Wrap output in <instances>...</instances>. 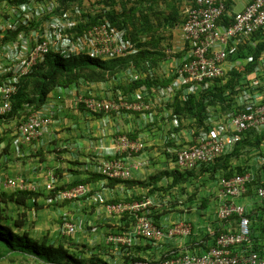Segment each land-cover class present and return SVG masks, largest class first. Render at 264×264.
Instances as JSON below:
<instances>
[{"label": "built area", "instance_id": "built-area-1", "mask_svg": "<svg viewBox=\"0 0 264 264\" xmlns=\"http://www.w3.org/2000/svg\"><path fill=\"white\" fill-rule=\"evenodd\" d=\"M12 1L18 2L13 8L17 20L2 27V30L29 28L33 22H39L40 25L27 36L22 32L11 45L8 67L4 69L0 60V73L4 76L0 86V117L11 112L12 97L17 92L20 80L29 75L51 51L64 56H83L101 61L129 58L139 52L138 46L127 39L126 32L115 28L109 21L80 30L87 20L84 18L85 10L79 5L73 4L62 9L60 0H48L41 7H36L37 0ZM126 1L135 5L149 0ZM232 3L233 0H193V6L187 9L182 27L185 55L170 84L142 87L128 96L120 94L115 98L80 96L71 102L72 109L82 107L96 115L119 114L123 110L136 111L142 113L145 125H153L156 120L152 112L147 113L151 109L145 103L146 96H153L159 103H171L177 95L186 101L189 95L206 92L214 81L226 78L229 72L238 71L242 79L235 90L227 94L230 99L228 104L231 105L229 112L224 113L226 107L223 105L219 111L208 107L203 125L192 134H197L196 137L189 138L191 146L181 147L180 144L177 148H168L169 155L172 152L175 155L172 159L176 168L182 171L199 170L231 154L247 132L264 130V53L249 73L245 68L254 63L253 56L249 55L243 63L238 58L247 46L256 47L252 39L255 34L264 31V0H252L244 10L231 15L228 25H220ZM127 74L130 75V82L156 79V71L152 69L142 74L130 69ZM177 120L175 118L173 121ZM51 123L52 118L43 116L41 112L28 116L19 124L18 135L13 143L15 151L21 153L23 146L39 140ZM144 149L143 142L119 132L115 153L112 159L100 163L99 174L108 180H131L132 168L126 160L141 154ZM257 158L258 169L264 170V154L259 153ZM217 180L218 190L224 200L216 215L220 222L228 225L216 238L214 247L196 254L174 251L159 264H264V255L255 249L249 210L245 204L237 203V200L247 197L253 190L255 198L264 204V180L248 168H245L244 174L218 176ZM3 186L14 191H36L35 186L20 178H8ZM55 189L53 181L47 185L48 191ZM90 193L92 191L87 185L80 184L58 192L55 197L48 198V203L57 199L73 201ZM95 195L109 214L119 217L128 215L133 221L130 233L108 235L105 238L107 246L129 249L134 246L137 238L156 243L164 238H188L192 235L193 224L190 222H179L166 228L156 225L150 217L153 207L151 198L114 203L107 202L99 193ZM234 218L236 226L231 222ZM60 233L71 238L77 235L78 229L74 223L66 222Z\"/></svg>", "mask_w": 264, "mask_h": 264}, {"label": "crops", "instance_id": "crops-1", "mask_svg": "<svg viewBox=\"0 0 264 264\" xmlns=\"http://www.w3.org/2000/svg\"><path fill=\"white\" fill-rule=\"evenodd\" d=\"M37 1L36 7H41L48 0ZM167 1L160 0L159 4L161 10L169 15L171 12L166 5ZM169 1L176 5L179 11V22L173 29H169L172 37L171 49L166 52L167 57L159 62L155 71L161 79L170 84L173 75L176 74L175 69L182 60L181 58L178 61L175 55L182 54L185 49L182 27L187 9L193 6V0ZM251 1L233 0L229 10L232 14L240 12ZM12 2L14 1H0V60L4 69L10 65L9 53L11 45L14 44L4 42L5 33L2 30V27L14 20L13 6L17 4L13 5ZM246 49L241 56H244ZM245 59L241 58L239 62L243 63ZM128 71H118L114 74L116 77H111L113 80L109 79L105 88L111 91L106 92L105 98L131 94L117 88L118 85H129ZM230 74L231 72L226 79L231 76ZM3 81L4 76L0 73V86ZM84 84L86 83L73 89H59L50 95L41 113L52 118V123L39 140L23 146L21 153H17L13 146L18 135V120L0 125V192H13L4 188L3 182L6 179H24L29 185L35 186V192L39 194L38 207L43 209H39L40 211L35 209L36 212L39 215L48 214V224L39 228L36 225L39 221L34 225L35 218L33 216L28 218L33 237L42 239L43 236H48L49 239L54 238L57 241L61 237L59 234L61 226H57L56 221L63 219L65 223H74L78 233L72 239L78 244L79 250L84 246L87 254L85 264H99L98 259L107 264H159L166 255L174 251L196 254L212 248L216 239L214 234L226 228L216 215L224 200L217 183L200 190V193L195 187L190 186L183 191L184 187L180 183H173L172 176H164L147 186L139 184L148 182L150 178L164 171L171 173L176 170L174 160L166 148L189 141L190 135L200 126L194 119L176 116L171 106L173 102L159 103L151 95L146 96L145 103L151 109L147 113L152 112L155 116L156 122L153 125H145L142 113L136 111L123 110L119 114L96 115L82 107L72 109L71 102L77 97L84 96V91L89 90ZM220 109L222 110L218 107L217 111ZM172 115L179 120L173 121ZM119 132L127 133L130 139L143 142L145 149L141 154L126 160L127 165L132 168V179L117 183L105 179L98 170L102 161L112 159ZM261 149L248 150L249 157L242 155L230 165L232 168H248L264 180V170L258 169L257 164L259 153H264V144ZM202 177L207 180L211 175L204 174ZM52 181L54 187L61 190L82 182L80 184L87 185L92 193L77 200L63 202L57 199L54 204H48L47 199L51 192L47 190V185ZM96 193L103 196L107 202L114 203H129L151 198L153 207L150 210V217L156 225L166 228L179 222H190L193 224L192 235L188 238H164L156 243L137 238L134 246L129 249L122 246H107L105 238L108 235L130 233L133 221L131 222V218L126 220L124 217L109 214L105 206L99 203ZM207 198L210 199V203L204 207L202 202ZM237 203L247 206L254 228L255 245L264 255V204L255 198L253 190L247 197L237 200ZM35 210L28 211V215L31 212L34 215ZM92 257L96 261L91 260Z\"/></svg>", "mask_w": 264, "mask_h": 264}, {"label": "trees", "instance_id": "trees-1", "mask_svg": "<svg viewBox=\"0 0 264 264\" xmlns=\"http://www.w3.org/2000/svg\"><path fill=\"white\" fill-rule=\"evenodd\" d=\"M82 1L84 2L85 0H61L62 9H66L73 4L80 5ZM89 1L94 2V0ZM96 1L101 3V9L92 13L85 11L84 18L87 21L80 30L103 21H109L115 28L126 32L127 39L138 46L139 52L127 60L101 61L83 56H64L56 51H51L45 56L44 60L37 63L29 75L20 80L17 92L12 97L11 112L4 117H0V125L14 120H20L21 123L23 122L22 120L25 121L32 113L41 112L42 108L47 104L50 95L58 89L77 88L85 82L107 83L112 76L116 77L114 74L120 70L126 72L131 69L137 74H142L149 69L155 71L159 62L167 57L166 52L171 49L170 40L172 38L170 37L171 31L169 29H173L176 23L179 22V11L176 5L169 0V2H166L171 12L167 15L161 10L160 0H149L135 5L129 4L126 0ZM171 1L173 2V0ZM12 3L14 5L18 2L14 1ZM80 6L83 7L82 5ZM230 10L221 19L220 25L229 24L232 15ZM13 16L14 22L17 18L15 15ZM39 25V22H33L29 28L20 27L17 31H4V42H15L22 32L27 36L31 31L36 30ZM252 40L256 47L250 48L247 46L244 56H241L244 50L238 55V58H247L246 55L253 56L254 63L249 64L245 68L248 73L253 70L260 55L264 53V31L255 34ZM163 43H165V46H163ZM184 55L185 52L178 54L177 57L183 59ZM175 70L177 71V69ZM230 75L228 79L226 77L214 81L206 92L201 91L196 95H189L186 101L181 100L180 96L177 95L173 103H171L175 115L194 119L197 125L202 126L208 107L211 106L213 109L220 108L222 105L230 107L231 105L228 104L230 99L227 94L231 90H235L236 85L242 79V74L241 72L233 71ZM175 76L173 75L172 78ZM158 78L156 76V79H140L130 82L127 86L118 85L117 88L124 90L126 93H134L142 87L150 88L169 84V82ZM122 95L125 96L126 94ZM263 144L264 130H253L244 135V139L236 145L231 154L221 157L215 163L202 166L198 171H182L179 169L171 173L164 171L150 178L148 182L139 184L147 186L164 176H172L174 179L173 183H180L184 187L183 191H186L190 186L195 187L196 191L200 193V190L205 189L207 186L216 184L218 176L232 177L244 174L245 168H232L230 163L239 159L244 153L249 154L248 150H262ZM204 174H210L211 178L203 179L202 176ZM111 181L124 182L120 180ZM80 183L82 182L72 186H77ZM59 191L62 190L55 189L48 197L55 196ZM38 198L39 194L30 191L0 192V263L10 259L11 264H32L34 262L37 264H85L87 254L84 246L82 247L83 249L81 248L82 250H79L78 244H75L72 237H60L57 241L54 238L49 239L48 236H43L42 239L33 237V232L28 222V211L30 212L38 207ZM209 203L210 199L207 198L202 202V205L206 207ZM124 218L127 220L130 216L126 215ZM231 222L236 226L237 221L235 218ZM224 224L225 226L228 225L226 222ZM221 233H223V230L216 232L214 237L217 238ZM255 249L258 248L255 247ZM169 257L170 254L166 255L164 260ZM90 259L96 261L94 257ZM98 262L99 264H107L100 259H98Z\"/></svg>", "mask_w": 264, "mask_h": 264}, {"label": "rangeland", "instance_id": "rangeland-1", "mask_svg": "<svg viewBox=\"0 0 264 264\" xmlns=\"http://www.w3.org/2000/svg\"><path fill=\"white\" fill-rule=\"evenodd\" d=\"M60 3H61V0H60ZM80 5H82L84 8V10L87 12L88 11V13H92V12H96V11H98V10H100L101 9V3L99 2V1H96V0H94V2H90L89 0H85L84 2L82 1L81 2V4ZM100 5V6H99ZM163 46H165V43H163ZM67 58V57H66ZM175 58L177 59V60H179V57H177V56H175ZM124 59H129V58H124ZM118 60H121V59H118ZM107 61H116V60H107ZM117 63V62H116ZM112 64H114V63H112ZM157 70V69H156ZM121 71V70H120ZM156 76H158L159 78H160V75L159 74H157L156 73ZM158 78V79H159ZM110 80H113L112 78H110ZM86 83V82H85ZM105 84L106 83H86V84H84V85H87L86 87H88L89 88V90L88 91H84L85 92V95H84V97H91V96H95V97H97V98H105V97H107V94H106V92H110L111 90H109V89H106L105 88ZM89 92L91 93V94H89ZM114 98V97H113ZM226 107V110L224 111V113H228L229 112V107L228 106H225ZM172 117V120H175V118H174V115H172L171 116ZM22 121H24V120H22ZM18 122L20 123V120H18ZM19 123H18V125H19ZM17 125V126H18ZM196 135L197 134H194V135H190L192 138L193 137H196ZM191 144H192V142L191 141H186L185 143H182L181 145V147H183V146H191ZM178 147V145L177 146H175V147H167L166 149H168V148H177ZM173 153V152H172ZM172 153H170V155H171V157L173 158L175 155L174 154H172ZM243 156H248L249 157V154H247V153H244L243 154ZM251 158H253L252 156H251ZM250 158V159H251ZM242 159L243 160H246L245 159V157H242ZM38 211H40L39 209H43L42 207L40 208V207H37L36 208ZM43 211V210H42ZM41 211V212H42ZM33 213L31 212L30 213V215H28V218H31L32 216L35 218V219H33L34 221H33V224L35 225L38 221V223L36 224L37 225V228H39L41 225H45L46 226V224H48V221H49V218H48V214H45V213H43L42 215H39L38 214V212H36L35 211V214L34 215H32ZM30 216V217H29ZM65 223V221H63V219H60V220H58V221H56V224H57V226H61L62 227V225ZM60 235H61V233H60ZM61 237H64V236H62L61 235ZM66 238V237H65ZM69 238V237H68ZM17 260H20L19 258H16ZM10 260V259H9ZM9 260H7V261H5V262H3V263H0V264H11L10 263V261ZM32 264H37L36 262H34V263H32Z\"/></svg>", "mask_w": 264, "mask_h": 264}, {"label": "clouds", "instance_id": "clouds-1", "mask_svg": "<svg viewBox=\"0 0 264 264\" xmlns=\"http://www.w3.org/2000/svg\"><path fill=\"white\" fill-rule=\"evenodd\" d=\"M8 115V114H7ZM22 123V122H21ZM18 127H19V125H18ZM14 143V142H13ZM14 146V145H13ZM69 189V188H68ZM6 190H9V189H6ZM13 192H14V190H12ZM50 192H52V191H50ZM60 192V191H59ZM36 193V192H35ZM56 196V195H55ZM55 196H53V197H55ZM50 197H52V196H50ZM50 197H48V198H50ZM47 201H48V199H47ZM63 202H65V201H63ZM55 203V201L53 202V203H50V204H54ZM49 204V203H48ZM60 234V233H59Z\"/></svg>", "mask_w": 264, "mask_h": 264}]
</instances>
